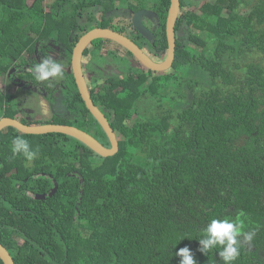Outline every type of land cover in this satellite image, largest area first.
Wrapping results in <instances>:
<instances>
[{"label": "trees", "instance_id": "1", "mask_svg": "<svg viewBox=\"0 0 264 264\" xmlns=\"http://www.w3.org/2000/svg\"><path fill=\"white\" fill-rule=\"evenodd\" d=\"M40 3L0 0V74L20 34L41 29ZM184 7L172 68L150 81L124 75L118 93L99 94L117 153L61 133L0 132V242L15 264H179L185 246L196 264H224L220 248L200 250L212 218L255 232L238 238L234 264H264V0ZM84 112L80 128L109 146ZM18 135L31 161L13 155Z\"/></svg>", "mask_w": 264, "mask_h": 264}, {"label": "flooded vegetation", "instance_id": "2", "mask_svg": "<svg viewBox=\"0 0 264 264\" xmlns=\"http://www.w3.org/2000/svg\"><path fill=\"white\" fill-rule=\"evenodd\" d=\"M34 3L35 0H26L29 7ZM169 4L162 9V0H41V29H27L20 34V53L16 58L12 57L7 69L1 71L0 117H11L26 125L58 123L80 128L86 106L76 83L74 69L77 65L73 63V57L81 38L93 29L108 28L139 47L153 62H164L168 52L166 20ZM186 10L181 8L179 16ZM179 16L177 13L174 24V58L171 66L162 71L144 66L114 39L97 37L85 44L79 56V69L93 103L103 114L106 108L99 100L100 92L118 93L120 78L124 75H144L150 81L172 68L178 39L183 35L178 29ZM138 20L146 28V34L136 28ZM45 57L62 65L64 74L61 78L43 82L34 79L32 65ZM51 189L42 192L45 196L39 199H44ZM41 194L35 193L34 198Z\"/></svg>", "mask_w": 264, "mask_h": 264}, {"label": "water", "instance_id": "3", "mask_svg": "<svg viewBox=\"0 0 264 264\" xmlns=\"http://www.w3.org/2000/svg\"><path fill=\"white\" fill-rule=\"evenodd\" d=\"M181 7L179 0H170V4L168 7L167 13V20H166V35L168 41V52L167 57L164 62L155 63L150 58L145 56L142 50L137 47L135 44L130 42L128 39L124 38L120 34H117L113 30L108 28H98L93 29L87 32L82 38L74 52L73 63L76 66L74 69L76 83L78 85L81 97L85 103L86 108L89 110L93 118L97 121L98 125L103 130L104 134L106 135L109 146L103 145L98 139H96L90 133L77 128L72 125L67 124H58V123H46V124H30L26 125L18 120L11 118V117H0V131L5 127H13L17 131L23 134H32V135H41V134H48V133H61L67 136L73 137L86 146H88L91 150L96 152L98 155L107 157L112 156L113 154L117 153L119 149V139L116 132L111 127L108 119L102 113V111L93 103L88 89L86 87V83L82 76V73L79 69V56L81 53L82 48L85 46L86 43L90 42L91 40L97 37H106L110 39H114L121 43L125 48L131 51L143 64L144 66L151 68L153 70L162 71L171 66V63L174 58V24L175 20L180 14ZM136 28L142 33L146 34L147 30L142 26V24L138 21L135 23ZM179 35H182L180 33ZM56 186L52 188L49 195L54 193ZM45 195H37V198H43ZM0 259L2 260L3 264H15L12 256L10 255L9 251L0 243Z\"/></svg>", "mask_w": 264, "mask_h": 264}, {"label": "clouds", "instance_id": "4", "mask_svg": "<svg viewBox=\"0 0 264 264\" xmlns=\"http://www.w3.org/2000/svg\"><path fill=\"white\" fill-rule=\"evenodd\" d=\"M31 72L34 79L39 82L59 79L64 74L62 65L51 57H45L39 63L33 64ZM11 150L14 156L22 154L29 161L37 155V152L32 150L28 140L20 135L13 139ZM243 227L239 220L212 218L203 230L202 238L199 240L200 250L208 252L220 248L219 254L224 264H234V261L240 256L241 246L238 238L243 236L244 241L250 243L255 235L254 231L244 232ZM175 254L181 258L179 264H196L187 246L179 248Z\"/></svg>", "mask_w": 264, "mask_h": 264}, {"label": "rangeland", "instance_id": "5", "mask_svg": "<svg viewBox=\"0 0 264 264\" xmlns=\"http://www.w3.org/2000/svg\"><path fill=\"white\" fill-rule=\"evenodd\" d=\"M205 1V0H204ZM191 10H193V11H197L198 10V8L197 7H193V8H191ZM6 128V127H5ZM90 132H92V130H90ZM117 134V133H116ZM117 136H118V139H120V136L117 134Z\"/></svg>", "mask_w": 264, "mask_h": 264}]
</instances>
